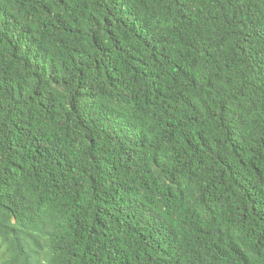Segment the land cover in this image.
<instances>
[{
  "label": "trees",
  "instance_id": "obj_1",
  "mask_svg": "<svg viewBox=\"0 0 264 264\" xmlns=\"http://www.w3.org/2000/svg\"><path fill=\"white\" fill-rule=\"evenodd\" d=\"M0 264H264V0H0Z\"/></svg>",
  "mask_w": 264,
  "mask_h": 264
}]
</instances>
